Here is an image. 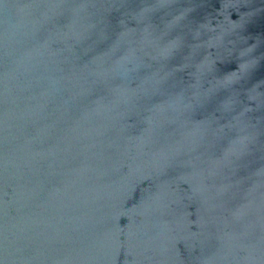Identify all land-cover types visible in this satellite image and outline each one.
<instances>
[{"label": "water", "instance_id": "1", "mask_svg": "<svg viewBox=\"0 0 264 264\" xmlns=\"http://www.w3.org/2000/svg\"><path fill=\"white\" fill-rule=\"evenodd\" d=\"M0 264H264V0H0Z\"/></svg>", "mask_w": 264, "mask_h": 264}]
</instances>
